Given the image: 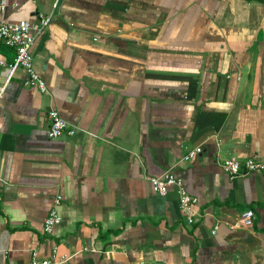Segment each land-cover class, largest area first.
<instances>
[{
    "label": "crops",
    "instance_id": "0c3cea01",
    "mask_svg": "<svg viewBox=\"0 0 264 264\" xmlns=\"http://www.w3.org/2000/svg\"><path fill=\"white\" fill-rule=\"evenodd\" d=\"M53 4L0 9V22L53 11L33 48L47 91L0 65V264L33 251L51 264H264V174L222 167L264 160V0ZM14 52L0 41V59ZM50 109L75 134L50 138ZM169 169L199 198L193 223L175 187L150 183Z\"/></svg>",
    "mask_w": 264,
    "mask_h": 264
},
{
    "label": "built area",
    "instance_id": "2783aa9c",
    "mask_svg": "<svg viewBox=\"0 0 264 264\" xmlns=\"http://www.w3.org/2000/svg\"><path fill=\"white\" fill-rule=\"evenodd\" d=\"M59 2L60 0H54L53 7L56 8ZM6 7L7 0H0L1 11H4ZM52 13L53 11L48 15L41 16L37 23H33L29 20H3L0 22V41L8 47L14 48L15 51L12 63L8 64L4 59H0V65L4 67L7 73V81L13 76L17 69H22L26 74V79L24 81L26 86L36 87L41 92L47 91L45 81L35 69L33 48L39 36L48 27L52 18ZM3 92L4 87L0 89V98ZM48 117L50 119L48 128V136L50 138H59L63 135L75 134V128L70 125L57 109H50L48 111ZM201 152V146L194 147L184 155L183 160H191ZM222 167L231 178L236 177L243 171H258L264 174V160H259L257 158H248L242 162L236 157H230L223 161ZM150 183L153 189L161 195L166 194L170 188L175 187L183 217L188 223H193L195 221L199 198L190 193L182 177L169 169L164 171L161 175L152 176L150 178ZM61 200L62 195H57L54 198V206L44 220L43 231L47 234L53 233L55 227L61 223V216L57 210V206L61 203ZM253 216V211L247 210L241 215L240 221L236 226L239 224L250 225ZM31 264H51V260H38L37 252L33 251Z\"/></svg>",
    "mask_w": 264,
    "mask_h": 264
}]
</instances>
